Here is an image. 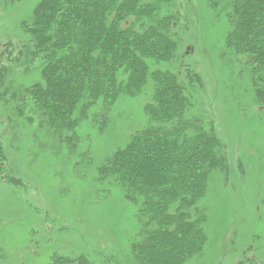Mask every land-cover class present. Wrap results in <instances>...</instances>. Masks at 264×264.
Here are the masks:
<instances>
[{"label":"rangeland","instance_id":"1","mask_svg":"<svg viewBox=\"0 0 264 264\" xmlns=\"http://www.w3.org/2000/svg\"><path fill=\"white\" fill-rule=\"evenodd\" d=\"M230 0H175L170 31L175 57L154 67L196 73L188 112L211 121L226 164L212 172L198 203L206 242L185 264H264V106L249 67L225 45ZM37 0H0V264H49L53 254L84 255L95 264H138L130 240L140 226L136 206L118 187L99 182L98 168L148 123L151 84L121 96L97 125L91 113L76 127L74 149L19 116L18 88L39 79L22 72L10 45L24 37ZM9 71V72H8ZM12 72H14L12 74ZM20 183L3 181L5 177Z\"/></svg>","mask_w":264,"mask_h":264},{"label":"trees","instance_id":"2","mask_svg":"<svg viewBox=\"0 0 264 264\" xmlns=\"http://www.w3.org/2000/svg\"><path fill=\"white\" fill-rule=\"evenodd\" d=\"M173 5L175 0H37L21 23L22 41L10 45L17 68L40 71L39 79L15 92L18 115L71 150L76 127L89 113L97 125L118 98L151 84L147 125L97 174L136 206L140 226L130 250L138 264H185L202 251L206 217L198 203L211 173L226 164L212 122L188 112L197 74L188 70L183 83L179 72L151 66L175 57ZM225 15V45L249 67L256 102L264 106V0H230ZM3 181L20 183L18 177ZM49 264L95 263L84 255L53 254Z\"/></svg>","mask_w":264,"mask_h":264}]
</instances>
